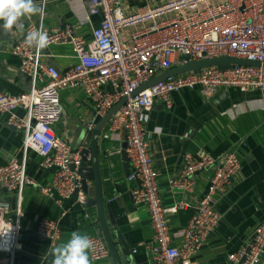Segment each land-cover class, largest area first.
<instances>
[{
  "label": "built area",
  "instance_id": "obj_1",
  "mask_svg": "<svg viewBox=\"0 0 264 264\" xmlns=\"http://www.w3.org/2000/svg\"><path fill=\"white\" fill-rule=\"evenodd\" d=\"M38 22H29L13 40L10 53L19 58L18 70L29 79V86L18 94L0 90V113L7 124L23 130L22 157L0 163V185L14 191L18 202L13 217L9 205L0 202V264H13L20 230V200L25 186H36L60 206V217L72 205L84 209L87 196L78 174L81 147L72 146L57 135L54 126L62 117L61 90L80 88L94 107L95 116L104 115L117 101L125 102L110 119L108 132L123 131L129 164L128 180H136L131 189L135 204L148 210L152 238L145 242L149 264H195L192 256L216 231L222 215L216 209V196L225 194L241 170L237 148L214 156L204 150L187 153L176 173L168 180L170 187L191 192L197 173L210 171L205 193L194 207L187 225L171 231L167 215L188 206L181 199L170 207L161 202L157 172L149 153L144 114L155 100L169 107L171 94L184 88H198L204 94L218 89L257 90L264 93V0H165L145 11H127L124 0H76L84 17L98 16L90 36L74 32L70 24L43 25L44 6ZM40 30L47 44L68 45L73 63L59 69L44 60V48L29 45L27 33ZM126 30H128L127 33ZM188 60L219 56L256 60L259 66L233 64L225 70L215 66L186 72L148 85L133 92L154 76ZM23 109L26 118L17 114ZM36 152L40 167L52 169L48 184H39L26 172L27 154ZM73 166V167H72ZM88 218V214L85 213ZM57 219H41L36 233L53 244L62 227ZM91 261L109 257L100 235H89ZM264 252V218L254 227L246 243L229 253L232 264H259Z\"/></svg>",
  "mask_w": 264,
  "mask_h": 264
},
{
  "label": "crops",
  "instance_id": "obj_2",
  "mask_svg": "<svg viewBox=\"0 0 264 264\" xmlns=\"http://www.w3.org/2000/svg\"><path fill=\"white\" fill-rule=\"evenodd\" d=\"M164 1L124 0L123 5L127 11H145ZM33 3L39 7L37 0ZM39 16L40 13L22 17L24 29L29 22L37 23ZM42 20L46 27L70 24L75 33L89 37L99 17L86 20L76 0H48ZM22 32L15 25L8 31L0 29V90L9 94H18L29 86L28 77L18 70L19 58L10 53L13 40ZM44 53V60L59 69L74 61L68 45H51L44 48ZM60 93L63 114L54 131L72 146L79 147L85 135L84 126L93 125L94 107L80 88H65ZM17 114L26 118L21 108L17 109ZM143 122L162 205L170 207L181 199L188 203L185 208L167 215L168 227L173 232L187 225L194 207L206 191L210 175V171L197 173L191 192L170 187L168 180L180 167L184 155L204 150L221 156L237 148L240 173L225 194L216 196V209L222 220L192 256L195 264H232L229 253L246 243L251 231L264 218V93L221 88L204 94L198 88H184L171 94L169 107L155 100L144 114ZM108 126L109 122L99 140V162L105 222L117 255L115 258L109 255L106 260H90V264H149L144 246L151 240L153 232L148 210L144 204H135L132 200L131 189L137 182L127 179L129 170L124 168V133L121 130L110 132L105 138ZM22 140L23 130L8 125L5 114L0 113V163L22 157ZM40 161L36 152L29 151L26 172L39 184H48L52 169L41 168ZM86 184L87 200H93L94 181L87 180ZM0 202L9 205L8 216L13 217L18 202L16 193L0 185ZM65 205L68 211L60 217L61 208L52 197L42 194L36 186L23 187L18 248L13 264H51L49 248L66 242L73 231L103 237L95 203L86 204L83 210L72 205L71 199ZM50 218H59L62 227L60 237L53 244L35 230L41 219ZM259 264H264V252Z\"/></svg>",
  "mask_w": 264,
  "mask_h": 264
},
{
  "label": "water",
  "instance_id": "obj_3",
  "mask_svg": "<svg viewBox=\"0 0 264 264\" xmlns=\"http://www.w3.org/2000/svg\"><path fill=\"white\" fill-rule=\"evenodd\" d=\"M183 58L187 59L185 63L174 66L166 70L165 72L154 76L148 82L142 84L139 88H137L133 92V94L137 93L138 91L142 90L148 85H152L154 83H157L165 79L168 76H175V75L183 74L186 72H198L200 69L210 67V66H215L221 70H225L231 67V65L233 64L253 65V66L260 65V63L256 60L235 58V57H230V56H219V57L198 59V60H188L187 56H183ZM125 100H126V97H122L104 115L102 116L96 115L93 120V125L91 127H88L87 125L84 126L85 135L83 137L82 142L80 143L81 162L77 169L78 174L80 175L82 179L83 189L85 193L88 192L86 181L87 180L94 181L95 196L93 200H91V198H88L87 204H94V203L96 204L98 221L101 226L103 239L109 250V255L112 256L113 258L116 257L117 252L112 242L109 228L105 222L103 194L101 190L102 178H101L100 162H99V140H100L103 128L110 121V119L116 114V112L125 102ZM125 146H126V142L124 140V142L122 143V148H123L122 149V160L124 162V168L126 170H129L128 169L129 164L127 162V156L124 150ZM88 154H89V159H90L89 165H87ZM240 262H238L237 264H240Z\"/></svg>",
  "mask_w": 264,
  "mask_h": 264
},
{
  "label": "clouds",
  "instance_id": "obj_4",
  "mask_svg": "<svg viewBox=\"0 0 264 264\" xmlns=\"http://www.w3.org/2000/svg\"><path fill=\"white\" fill-rule=\"evenodd\" d=\"M40 12L41 9L33 3V0H0V29L8 31L15 25L18 30L23 31L21 18ZM26 39L29 45L35 44L37 49L47 44V35L40 30L28 32ZM91 246L87 234L73 231L66 242L49 248L48 255L52 258L51 264H90Z\"/></svg>",
  "mask_w": 264,
  "mask_h": 264
}]
</instances>
